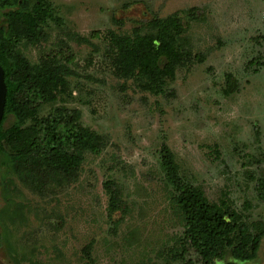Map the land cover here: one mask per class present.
I'll list each match as a JSON object with an SVG mask.
<instances>
[{"label":"rangeland","instance_id":"rangeland-1","mask_svg":"<svg viewBox=\"0 0 264 264\" xmlns=\"http://www.w3.org/2000/svg\"><path fill=\"white\" fill-rule=\"evenodd\" d=\"M47 1L57 16L45 26L47 40L17 45L33 63L68 56L74 74L67 91L39 112L78 111L79 121L105 145L101 153L86 152L72 182L39 191L10 175L23 216L17 206L5 208L0 173V235L15 256L33 264H93L89 258L162 264L158 252L183 231L161 164L163 145L211 202L229 199L249 223L264 222L257 188L264 178V0ZM191 7L199 8V18L182 12ZM175 12L187 23L182 46L192 58L158 91L119 76L112 33L132 35L152 18ZM196 54L203 60H194ZM229 74L237 89L226 94ZM107 181L120 191L124 212L109 211ZM8 241L0 245V264H13ZM89 245L88 258L83 248Z\"/></svg>","mask_w":264,"mask_h":264},{"label":"trees","instance_id":"trees-1","mask_svg":"<svg viewBox=\"0 0 264 264\" xmlns=\"http://www.w3.org/2000/svg\"><path fill=\"white\" fill-rule=\"evenodd\" d=\"M198 9L191 7L182 12L196 19L200 17ZM182 12L152 18L134 28L132 35L112 33L116 73L123 78L136 77L146 89L155 91L174 78L177 69L192 58L182 46L187 29ZM49 19L57 16L47 0H0V64L7 84L0 124L1 193L5 208L17 206L22 216L23 205L11 196L10 175L39 191L56 183L72 182L80 175L86 152L101 153L105 145L101 134L79 121L78 111L62 106L46 115L39 112L42 103L51 104L67 91L69 77L74 74L64 61L71 60L68 56L57 53L33 63L17 45L20 41L33 45L46 41ZM80 39L90 42L87 37ZM193 59L201 61L203 56L196 54ZM235 89L237 81L229 74L225 93ZM161 164L171 186V204L183 227L182 233L158 252L162 264H245L261 256L264 259L263 221L249 223L229 199L211 202L202 188L181 173L168 145L161 148ZM106 188L109 211L124 212L125 202L115 182L107 181ZM257 188L264 197L263 177L257 180ZM3 240L8 241L4 234L0 235L1 246ZM7 248L13 264L34 263L16 257L9 241ZM90 248H83L88 258Z\"/></svg>","mask_w":264,"mask_h":264},{"label":"water","instance_id":"water-1","mask_svg":"<svg viewBox=\"0 0 264 264\" xmlns=\"http://www.w3.org/2000/svg\"><path fill=\"white\" fill-rule=\"evenodd\" d=\"M7 98V84L5 81V70L0 64V124L5 113V104Z\"/></svg>","mask_w":264,"mask_h":264}]
</instances>
